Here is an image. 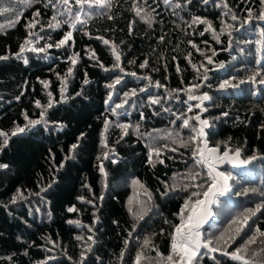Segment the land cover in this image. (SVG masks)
<instances>
[{
  "label": "trees",
  "instance_id": "16d2710c",
  "mask_svg": "<svg viewBox=\"0 0 264 264\" xmlns=\"http://www.w3.org/2000/svg\"><path fill=\"white\" fill-rule=\"evenodd\" d=\"M139 2L143 5V0ZM226 2L227 8L224 0H192L190 4L186 0H171L170 4L148 0L143 6L148 11L155 9L149 27L132 11L133 0H112L107 9L86 8L80 14L86 23L70 28L78 11L75 0H70L71 15L58 0H0V56L8 57L0 60V130L11 133L16 125L27 124L25 113L31 120L38 119L42 109L35 102L47 106L49 93L53 101L45 123L11 137L6 147H0V164L7 165L0 168V264H80L82 252L87 257L84 264H136L138 253L142 254L140 264H167L170 233L179 223L177 214L192 191H203L183 190L184 185L201 182L200 178L189 179L188 173H206L194 165L191 148L172 142L176 133L185 140L195 135L191 127H182L185 117L177 119L181 113L194 117L200 112L195 107L198 102L189 100L183 91L191 84L202 85L196 95L207 92L211 97L203 104L207 110L202 116L210 124L211 147L219 145L223 152L227 142L230 148L241 149L242 159L264 156V85L240 83L256 71L264 76V51L256 44L264 32V21L244 23L247 9L253 15L259 13L260 0ZM177 3L181 7H175ZM37 10L40 16L34 17ZM231 13L237 15L236 21L231 20ZM54 15L61 21L59 28L48 27L55 23ZM194 17L211 22L217 34L223 27L221 21L235 29H227L217 42L211 31H205V24H192ZM34 18L39 23L30 30L27 25ZM29 31L35 35L29 36ZM68 31H72V39L61 48L16 55L26 38L33 41L32 46L45 47ZM103 40L110 43L105 45ZM113 44L123 72L113 69L117 63ZM74 55L78 62L73 67L69 58ZM206 57L213 63L208 64ZM145 61L147 66L141 68ZM201 64L208 69L206 81ZM117 76L121 83L109 89L107 85ZM224 80L239 87L220 90ZM157 81L163 87H155ZM133 90L136 95L113 112L124 101V94ZM110 92L112 99L108 100ZM152 100L160 102L153 104ZM105 121L109 122L107 129ZM122 124L131 126L127 135L117 126ZM190 125H196L194 120ZM77 143L79 147L70 152ZM152 147L162 149L159 160L163 163L153 155L155 167L148 163ZM225 173L233 177L232 193L216 203L215 220L203 234L218 236L233 218L260 208L249 220L251 229L246 227L228 249L233 251L256 227L264 231V160L252 162L244 171L227 167ZM166 185L176 190L164 195ZM145 188L152 194L151 201ZM18 190L23 198L17 196ZM73 206L77 211L69 212ZM145 212L143 220L134 217V213ZM90 235L92 241L87 239ZM145 239L151 241L148 247H144ZM88 245L91 251H86ZM202 253L194 264H241ZM241 254L253 264H264V236L257 235L255 243Z\"/></svg>",
  "mask_w": 264,
  "mask_h": 264
},
{
  "label": "snow or ice",
  "instance_id": "6c2138e0",
  "mask_svg": "<svg viewBox=\"0 0 264 264\" xmlns=\"http://www.w3.org/2000/svg\"><path fill=\"white\" fill-rule=\"evenodd\" d=\"M52 0H49V3H51ZM58 2L65 7V12H67L69 15L72 14V7L70 6V0H58ZM165 4H170L171 0H163ZM187 3H191L192 0H186ZM204 3H207L208 0H203ZM148 3V0H143V5H146ZM76 6H78V11L75 13V21L69 22L70 28H75L77 23H86V21H82L80 19V14L82 12H85V9H93V8H103L107 9L112 6V0H75ZM139 0H133L132 4V11H134L135 15L137 17H140V19L144 20L148 23L149 27H151L152 23L154 22V16L152 13L155 12V9H151V11H148L143 6ZM260 10L259 13L256 15H253L252 9H247L248 16L244 20L245 24H251L253 20H259L264 21V0H260ZM175 7L179 8L181 5L177 3ZM223 7L227 8V2L224 0ZM231 10H229V13ZM229 13H225V15H228ZM40 12L37 10V12L34 14V17H39ZM112 17L109 16V19ZM238 19L237 15L234 13H231V20L236 21ZM52 21H55V23H49V28H59L61 26V21L57 20V17L54 15L52 17ZM67 22V21H66ZM39 23L38 20L35 18L27 25V27L31 30L36 27V25ZM223 27L220 29V34H217L216 29L213 28L211 22H209L206 19H202L200 17H194L192 20V24H205L207 27L205 28V31H211L213 34L214 39L219 42L220 41V35L224 34L227 29L233 28L235 29L234 25L227 24L225 21H221ZM204 33L202 32L201 35ZM35 33L32 31H29V36H34ZM228 35L231 36V32H228ZM261 39L256 41L257 45H260V49L264 51V32L260 34ZM72 39V31H68L65 33L62 39H60L55 44H47L45 47H35L33 45V41L30 39H25L24 43L21 44L19 52L16 54L18 57L22 56V54L25 51H30L34 53H44L47 51V49L55 47V48H61L68 44V42ZM161 40L164 39V37H160ZM103 43L105 45H108L110 42L108 40H103ZM191 43V41L189 42ZM194 48L197 46L195 44H192ZM112 51L115 55L116 64L113 65V69L119 68L121 72H123V68H120V54L116 51V46L112 45ZM197 51H200L199 48H197ZM203 55V53H201ZM215 54V52H213ZM78 55V54H77ZM92 58H95V53H92ZM8 59L7 56H0V60H6ZM70 62L73 65V67L77 64V56L70 57ZM208 64H212L213 61L211 57H206ZM24 63L27 64V59H24ZM189 63H191V60L189 59ZM103 67V65H101ZM147 66V61L140 64L141 68H144ZM73 67H70L68 69V73L71 74L73 71ZM192 67L199 72V68L195 64L192 65ZM201 68H205V74L202 76L203 80H207L208 77L206 75L208 69L201 64ZM179 70V69H178ZM105 71H109V69L105 68ZM132 75H135V73H132ZM257 77H262L259 80H257ZM121 77L117 76L114 80V83L107 85L109 89H114L117 84L121 83ZM145 79H148L151 83L150 77H145ZM88 81L85 80V83ZM245 82H251V83H258L260 85H264V76H262V73L260 71L254 72L251 76L247 78V81L241 80L240 83ZM42 83L45 85V87H48V82L42 81ZM155 87L160 88L163 87L158 81L155 82ZM202 87L201 84H191L187 89H184L183 91H187L188 93V99L189 100H197L199 103L195 105L196 108L201 109L202 111H206L207 109L203 107L204 101L211 100V97L208 95L207 92L201 93L199 95H196L195 93ZM239 87L238 84H233L230 80H224L221 84H219L220 90H226L230 88H237ZM140 91H146V89H140ZM64 88H61V95L63 96ZM50 99L48 101L47 106H42L41 102L37 100L35 102L37 108H41V112L39 114V118L35 120L29 119L28 115L25 113V120L27 121V124L24 126L16 125L15 128L11 131V133L4 132L0 130V139H2V144H0V147H6L9 143V140L11 137H15L18 134H22L27 130H30V128L35 127L41 123H45V115L47 113V110L51 107H53V101L51 99V93L48 94ZM79 95V93H77ZM136 95V91L133 90L131 93H125V99L122 103H118L115 105V108L112 109L113 112H115L116 109L122 108L124 104L128 103V100ZM19 99V97H17ZM112 99L111 92L109 93L108 100ZM159 100H152L151 103L158 104ZM107 103V101H106ZM167 111V109H165ZM188 111H192V106H189ZM223 115H227V113H223ZM183 118L182 127L189 128L191 127L192 132L195 133V135L189 137L187 140L183 139L179 133H176V137L173 139L174 144H178L179 147L183 148H191V154L193 158L194 165L196 168L200 167H206L207 171L202 176L200 171H190L188 173V178L192 181H195L197 178L201 179V182L199 184L193 183L192 185H184L183 190L187 191L189 187L192 188H198L203 189V191H192L188 199L185 201L184 205L182 206L180 212L177 214L179 218V223L173 225V231L170 233V239H171V251L169 255L165 258L167 264H194V261H197L198 257L202 255L203 253L201 250H206L209 253H215L220 252L221 255L229 257L233 261L241 262V264H253L252 261H249L246 259L241 253L245 252L247 249V246L249 244L255 243L257 235L264 236V231H261L259 227H256L254 230V233L252 236L248 237L244 241V244L242 246L236 247L233 251H228L229 248L232 247L233 244H235L238 237H240L241 233L244 232V229L247 227L251 229V225L249 224V220L256 215L257 212L260 211V208L257 207L255 210H248L247 213L243 214L242 217H235L233 218L228 225V228L225 229V231L221 232L218 236L215 237H206L201 229L203 226L209 222V220L213 216L212 206L217 203L219 197L225 196L227 193L231 191V187L229 185V181L233 179V177L230 174H226L223 171H219V165L222 163H232L234 165H246L251 163L252 161L256 160L258 157L256 155H252L251 157L241 159V149L240 148H230L228 146V143H224V151H220V146L217 145L215 147H210L207 142V132L206 129L210 128L209 121L206 119H202L199 114L195 115L194 117H186V114L181 113L179 116H177V119ZM190 120H195L197 122L196 125H190ZM108 121H105V128L107 129ZM59 128H63V125L58 124ZM123 130V134L127 135V129L131 127L130 125H117ZM81 134V138H82ZM172 133L167 134V138H171ZM123 138V137H122ZM80 139V138H78ZM105 147H107V144H104ZM79 147V144H73L71 146L70 152L75 151L76 148ZM164 148H167L168 145H164ZM171 151H177V148H171ZM162 149L158 147H152L149 149V156H148V163L152 164L153 167H155V164L153 163V155L159 160V157L161 155ZM105 158H107V155H105ZM67 159H71V156H68ZM99 159V157H98ZM160 163H163V160H159ZM63 162L60 164V167H63ZM7 165L0 164V168H6ZM100 172L104 174V168L103 166L100 167ZM106 175V174H105ZM55 182V181H54ZM134 183L139 184V181H134ZM51 185H49L50 187ZM144 186L141 185V188ZM176 187L173 186L171 189L166 185L165 186V192L164 195H168L169 191H175ZM249 191V190H245ZM252 191H255L254 189ZM144 194L147 196L148 201H151L152 194L145 188ZM17 196L20 198L22 197V194L19 192L17 193ZM17 196H14L12 198V202L15 203ZM81 201L84 200L83 197H79ZM102 199V197H101ZM91 203V201H88ZM69 212L77 211V209L73 206L68 208ZM129 211L131 212L132 209L129 208ZM144 215H146V212L144 214H136L134 213V217L137 220H143ZM68 223H77L78 221H68ZM165 223H169V221H165ZM89 232L92 231V228L89 227ZM135 230V229H133ZM78 240H83L84 237L77 236ZM89 241L93 240V237L90 235L87 237ZM94 242V241H93ZM151 244L150 239H145L144 241V247H148ZM86 251H91V245H88L86 247ZM123 255V253L121 254ZM159 255V253H158ZM255 255V254H254ZM142 258V254L138 253L136 256V264H140ZM87 259L85 252L81 253V261L80 264H84V261ZM215 259V257H213Z\"/></svg>",
  "mask_w": 264,
  "mask_h": 264
},
{
  "label": "water",
  "instance_id": "95a60500",
  "mask_svg": "<svg viewBox=\"0 0 264 264\" xmlns=\"http://www.w3.org/2000/svg\"><path fill=\"white\" fill-rule=\"evenodd\" d=\"M192 101H197V100H192ZM198 103H199V101H197ZM205 102H207V101H204V103ZM203 103V104H204ZM197 110H199L200 112L198 113L200 116H201V118H202V116H203V114H206L205 113V111H202L201 109H198V108H196ZM197 115V114H196ZM194 122H195V124H197V122L194 120ZM210 128H208V129H206V132L209 130ZM207 142H208V144H209V146H210V143H209V141H208V136H207ZM211 147V146H210ZM242 159V158H241ZM264 160V156H262V157H258L256 160H254V161H257V160ZM254 161H252V162H254ZM251 162V163H252ZM251 163H249V164H246V165H239V164H236V165H234V164H232V163H222V164H220L219 165V171H224V169H226L227 167L228 168H230V169H232V170H236V171H244V170H246L247 168H248V166L251 164ZM203 167V166H202ZM203 169H204V171L206 172L207 171V169H206V167H203ZM229 185H230V187H231V181H229ZM231 193H232V187H231V191L229 192V193H227L225 196H223V197H219L218 198V201H223V200H226V199H228L229 197H230V195H231ZM217 201V202H218ZM215 205L216 204H214L213 206H212V211H213V216H212V218L209 220V222L208 223H206L204 226H203V228L201 229V231H202V233H204V231H206L212 224H213V222H214V220H215V213H214V208H215ZM202 251H206V250H201V252ZM207 252V251H206ZM209 253V252H208ZM211 256H214V255H218L219 257H225V258H228V259H230L229 257H226V256H223V255H221V253L220 252H215V253H209ZM231 260V259H230ZM233 261V260H232ZM237 262V261H236Z\"/></svg>",
  "mask_w": 264,
  "mask_h": 264
},
{
  "label": "rangeland",
  "instance_id": "374dc122",
  "mask_svg": "<svg viewBox=\"0 0 264 264\" xmlns=\"http://www.w3.org/2000/svg\"><path fill=\"white\" fill-rule=\"evenodd\" d=\"M223 172H225V169H224V171Z\"/></svg>",
  "mask_w": 264,
  "mask_h": 264
}]
</instances>
